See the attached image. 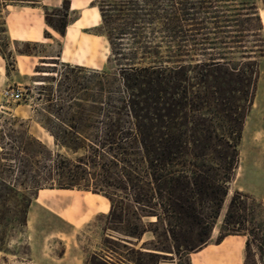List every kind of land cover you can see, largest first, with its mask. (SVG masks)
<instances>
[{"label": "trees", "instance_id": "16d2710c", "mask_svg": "<svg viewBox=\"0 0 264 264\" xmlns=\"http://www.w3.org/2000/svg\"><path fill=\"white\" fill-rule=\"evenodd\" d=\"M70 3L44 10V21L61 35L76 18H68ZM90 4L99 13L94 33L105 37L115 67L50 60L36 68V99L45 104L35 120L51 146L22 118H2L0 245L11 227L25 223L40 190L76 188L99 193L109 204L101 213L102 251L90 252L83 264H164L160 257L190 264L189 253L209 239L239 163L242 125L264 54L258 5ZM146 231L152 238L135 246ZM227 234L243 235L242 264H264L263 201L234 189L217 241Z\"/></svg>", "mask_w": 264, "mask_h": 264}, {"label": "rangeland", "instance_id": "374dc122", "mask_svg": "<svg viewBox=\"0 0 264 264\" xmlns=\"http://www.w3.org/2000/svg\"><path fill=\"white\" fill-rule=\"evenodd\" d=\"M73 1L81 5L76 9L70 7L68 18H76L67 24L61 35L44 21V10L52 12L51 9L60 6L63 0H35L32 3L0 0V25L4 27L3 31L0 30V92L10 84L19 85L24 91L18 100H4L0 93V122L3 117L16 115L25 120L29 130L49 146L52 145L51 137L35 120L37 110L45 104L42 99H36L37 83L40 82L35 78L41 73L36 68L49 64L50 60L58 63L67 61L86 68L113 70L115 67L112 59H108L105 37L94 33L99 19L96 7L90 4V0ZM255 1L259 12L264 13L261 0ZM9 14L14 15L12 20H9ZM51 17L56 23L60 21L57 13ZM262 23L264 38V21ZM7 28L12 30V35L16 30L39 29L43 37L34 40L36 36L31 32L27 36L29 38H11ZM43 67L40 69H45ZM254 92L255 102L246 113L238 145L239 163L228 182V190L209 239L200 247L202 250L198 251V248L189 253L190 264H242L243 245H238V236H232L222 249L214 244L218 242L217 226L234 189L250 192L264 203V54L258 57ZM108 205L105 197L89 190H40L28 206L25 223L8 230L0 245V264H83L90 252L102 251L100 242L104 233L101 227L104 217L101 213L107 211ZM150 238L151 232H144L135 246ZM116 249L124 254L122 247L117 246ZM170 260L169 257H160L164 264H175Z\"/></svg>", "mask_w": 264, "mask_h": 264}, {"label": "crops", "instance_id": "0c3cea01", "mask_svg": "<svg viewBox=\"0 0 264 264\" xmlns=\"http://www.w3.org/2000/svg\"><path fill=\"white\" fill-rule=\"evenodd\" d=\"M25 2H28V1H25ZM35 2V1H34ZM30 3H32V2H30ZM74 4V1L72 0L71 1V3H70V7H71V5H73ZM261 15V14H260ZM8 18H9V20H12L13 18H14V15H12V14H9L8 15ZM261 18H262V16H261ZM263 21V20H262ZM7 31L9 32V34H10V37L11 38H17V39H19V38H29V37H27L28 36V34H30L31 32H33V34L36 36V37H34L33 39L34 40H37L38 38L37 37H39V36H41V37H43V35H42V33H41V30H39V29H34V30H31L30 28H28V29H26V31L25 30H16L15 31V34L14 35H12V30H10L9 28H7ZM255 98H256V93L254 92V95H253V98H252V103H251V105L253 106V104H254V102H255ZM251 105H250V107H251ZM245 116H247V115H245ZM245 121H246V118L244 117V121H243V125H245ZM243 125H242V128H243ZM260 125H262V124H260ZM232 236H238L237 238H239L237 241H238V245H240L241 246V244L243 245V239H244V237H243V235H241V234H227V235H225V236H223L218 242H216L214 245L216 246V248H218L219 249V247L222 249V248H224L226 245H227V243H228V241L230 240V238H232ZM203 249V247L202 248H200L198 251H200V250H202ZM197 251V252H198Z\"/></svg>", "mask_w": 264, "mask_h": 264}, {"label": "built area", "instance_id": "2783aa9c", "mask_svg": "<svg viewBox=\"0 0 264 264\" xmlns=\"http://www.w3.org/2000/svg\"><path fill=\"white\" fill-rule=\"evenodd\" d=\"M1 96L2 99L7 100V99H11V100H18L20 98L23 97L24 95V91L22 89V87H20L19 85L16 84H10V85H6L1 89ZM2 106V105H0Z\"/></svg>", "mask_w": 264, "mask_h": 264}, {"label": "bare ground", "instance_id": "6f19581e", "mask_svg": "<svg viewBox=\"0 0 264 264\" xmlns=\"http://www.w3.org/2000/svg\"><path fill=\"white\" fill-rule=\"evenodd\" d=\"M81 5V3H74L72 6H71V9H76L78 8L79 6ZM84 7V6H83ZM261 16H262V20L264 21V13L263 12H260ZM90 16H93V15H90ZM99 17V15H97ZM81 20V19H80ZM93 20V19H92ZM91 20V21H92ZM86 22V21H85ZM50 136V135H49ZM51 137V136H50Z\"/></svg>", "mask_w": 264, "mask_h": 264}]
</instances>
